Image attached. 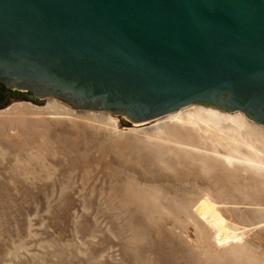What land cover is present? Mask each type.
Returning <instances> with one entry per match:
<instances>
[{
	"label": "rangeland",
	"instance_id": "rangeland-1",
	"mask_svg": "<svg viewBox=\"0 0 264 264\" xmlns=\"http://www.w3.org/2000/svg\"><path fill=\"white\" fill-rule=\"evenodd\" d=\"M52 100L0 104V264H264V173L205 136L147 138L167 115L134 127ZM204 195L240 241L216 242Z\"/></svg>",
	"mask_w": 264,
	"mask_h": 264
},
{
	"label": "water",
	"instance_id": "water-1",
	"mask_svg": "<svg viewBox=\"0 0 264 264\" xmlns=\"http://www.w3.org/2000/svg\"><path fill=\"white\" fill-rule=\"evenodd\" d=\"M148 122L192 103L264 126V0H0V104Z\"/></svg>",
	"mask_w": 264,
	"mask_h": 264
},
{
	"label": "bare ground",
	"instance_id": "bare-ground-1",
	"mask_svg": "<svg viewBox=\"0 0 264 264\" xmlns=\"http://www.w3.org/2000/svg\"><path fill=\"white\" fill-rule=\"evenodd\" d=\"M49 98L55 99L53 97ZM56 100L58 101V99ZM56 100L48 103L45 109L52 111L57 109L70 110L72 108H69L68 104L67 106L63 104L64 102L61 101V104ZM20 105L18 108H13V110L21 113L23 108ZM5 112L6 110H0V114ZM55 115H59V113H55ZM166 115H164L166 117L162 116L164 117L162 118L164 119L163 123L158 122L160 119H153L156 125L147 138L163 140L165 143H174L178 146L190 147L199 151V149H196L197 146H191L185 141H180V138L173 135H183L181 138L185 137L192 140L196 138L204 140L205 136L207 139H212L215 145L223 146L226 150L223 153L213 152L215 156L224 162L231 164L236 161L246 165L247 169L264 173V130L255 126L251 122L252 120H248L242 112L225 111L210 105L192 103ZM108 121L111 122L114 129H118L119 124H117L116 118L110 116ZM137 125L139 123H133L134 127ZM128 129L133 133L137 132L132 128ZM241 149L244 151H241ZM195 209V213L198 212L197 214L206 219L211 228L214 229L217 243L225 244L229 241L237 242L241 240V233L239 235L230 229L226 219L208 195L200 198Z\"/></svg>",
	"mask_w": 264,
	"mask_h": 264
}]
</instances>
